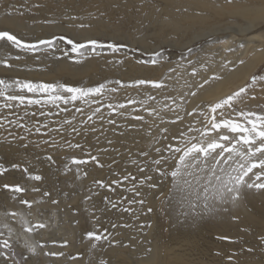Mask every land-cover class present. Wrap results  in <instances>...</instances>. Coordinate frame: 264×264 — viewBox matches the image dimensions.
Wrapping results in <instances>:
<instances>
[{"label": "bare ground", "instance_id": "obj_1", "mask_svg": "<svg viewBox=\"0 0 264 264\" xmlns=\"http://www.w3.org/2000/svg\"><path fill=\"white\" fill-rule=\"evenodd\" d=\"M130 9L135 10L133 16H130L134 23L146 20L144 27L137 25L135 33L146 30V35L139 34L133 38L128 34L130 30L126 29L128 33L122 31L123 25H117L113 21L120 14H130ZM226 16L241 18L244 24L218 21ZM262 25L264 0H0V31H9L24 42L23 37L29 38L33 43L55 35H67L74 42L87 44L89 40L101 39L99 36L107 34L108 40L138 46L141 53H146V57H149L147 41L154 37L160 41L159 45H156L157 42L152 47L154 52L158 47L165 46L185 54L184 61L182 60L184 66L179 63L181 59L176 54L173 61L169 54L159 57L158 60H162L164 65L171 66L170 60L177 65L160 76L157 69H152L155 65L144 61L139 63L134 56L125 52H112L106 47L97 48L93 52L91 45H88L80 50L84 53L81 56L60 39H57L53 47L45 45L34 52L12 47L7 48L10 52L0 50V60L7 59L13 65L5 68L0 63V71L20 76L23 81L56 84L60 80L58 83L61 84L63 80L67 84L82 83L78 87L90 88L96 87L91 84L101 83L106 79L108 81L105 84L109 89H119L115 93L106 90L101 97L71 101V125L63 124L65 119H62V124L68 125V128H58L56 125L59 121L52 118L49 112H45L48 115L42 118L43 123H29L25 127H19L21 123L14 107L0 109V123H3V127H0V164L8 169L0 176V240H9L22 259L29 258L28 264H77L78 258H73L80 255L83 248L87 251L88 245L95 241L94 238L89 239L87 233L94 232L102 236L106 233L99 230H108L113 224L106 219L115 214L110 208V201L118 196L121 188L112 181L126 172L135 173L138 178L144 176L145 173H140L137 164L132 161L136 160L139 166H144L146 162H150L149 157L157 156L154 148L161 144L145 151L149 153V157L142 156L132 147V142L141 143L146 150L150 146L149 136L141 133L139 126H146L147 131L150 123L155 131L168 128L169 134L173 135L186 131L190 126L202 128L206 120L200 112L208 113L214 103L232 92L231 87H244L252 71L258 67L256 62L264 56V36L258 33ZM188 33L191 34L190 37L185 38ZM199 42H203L199 50H189ZM97 73L101 74V78L97 77ZM150 78L161 82L163 87H130L136 80ZM117 80L124 87L115 84ZM110 81L113 83H108ZM192 93L196 95L193 96ZM257 94L260 95L258 100L249 99L250 102L241 105H236L235 102L236 109L264 114V109H255L260 104L264 105V88L257 91ZM37 95L48 99L45 93ZM148 96L155 99L148 100L143 106L140 103L128 104L130 98L143 101ZM4 102L3 98L0 104ZM109 104L113 107L125 104L126 107L113 111L108 107ZM46 105L52 109L54 104ZM36 106H30L32 113H36L32 118L39 116ZM97 107L100 112L88 120V116ZM77 108L83 111L77 112ZM145 108H155L164 122L155 114L149 116ZM120 112L124 115H120ZM228 112H232V109H227L226 114ZM136 115L144 116V120H135ZM177 115L182 116L183 120L175 124L169 123L176 120ZM110 119L115 123L109 124ZM83 121L89 122L87 129L80 125ZM45 123L48 128L42 127ZM121 125L129 126L130 129L117 131L124 128L119 127ZM37 127L41 129L39 133L35 131ZM72 127H76L79 134L72 132ZM169 139L171 140V135ZM161 140L164 144L168 142L163 138ZM68 143H79L83 151L69 148ZM25 144L28 146L24 147ZM88 153L97 156L103 167L90 161ZM47 156H51L52 161H48ZM73 157L89 160V163L73 165ZM13 164H19L20 168L13 169ZM66 165L71 171H65ZM25 167L32 174L41 175L43 179L30 180L23 172ZM85 172L87 176H84ZM147 174L155 175L151 171ZM98 180L110 185L111 189L114 186L115 190L99 187L95 183ZM4 184H19L26 191L13 193L5 189ZM33 188H38L39 191H33ZM170 188V181L165 180L162 186L143 191L144 203L133 205L139 211V216L134 217L136 227L132 236L127 232L130 229L126 228L127 230H123L125 238L121 244H116L118 237H114V244L111 238L107 239L111 245L107 252L104 251L108 257L106 264H264V243L260 239L264 236V191L245 189L237 203L223 206L227 211L209 214L189 209L184 200L185 194L175 189L170 192ZM45 192L50 195L45 196ZM22 199L28 201L31 207L21 203ZM52 200L58 203L53 204ZM104 204L107 205V210ZM149 208L152 209L151 212L148 211ZM116 214L124 213L117 211ZM40 223L46 227H37ZM28 227L33 231H26ZM123 227L118 229H124ZM96 228L97 231L94 230ZM140 238L143 239L141 250L146 249L144 254L138 248L130 249L131 246L128 247L126 243L132 241L129 243L135 245ZM26 242L36 247L35 255L27 250ZM123 244L125 246H121ZM0 252L10 256L6 251ZM53 252H62L63 255H45ZM82 256L84 257H80ZM0 264H12V259L6 262L5 257L0 256Z\"/></svg>", "mask_w": 264, "mask_h": 264}, {"label": "snow or ice", "instance_id": "obj_2", "mask_svg": "<svg viewBox=\"0 0 264 264\" xmlns=\"http://www.w3.org/2000/svg\"><path fill=\"white\" fill-rule=\"evenodd\" d=\"M73 19H76L73 17ZM87 25H80V27H86ZM53 38L50 40H38L35 43H25L17 35L9 31H0V41H5L12 46L19 48L24 51L34 52L39 49L40 45H47L48 47L54 46ZM60 40H66V42L72 45V51L79 53L81 56L84 55L80 50L86 48L88 45H91L92 51L95 52L97 48L107 47L112 52H118L121 48L126 47V45L117 44V43H108L107 45L98 42L95 39L89 40L87 44L74 42L72 39L67 37H59ZM159 56V53L155 54ZM20 59V57H16ZM153 64L156 63V60L151 61ZM0 63L4 65L5 68H11L13 65L9 64L7 59L0 60ZM243 63V61H241ZM264 80V77L253 76L251 78V83L241 87L238 91L233 92L231 95H228L226 98L219 100L214 103L208 113L200 112V115L205 117L206 123L202 128L198 127H188L186 131H179L178 134H169L168 128H162L161 133H164L163 140L168 141L166 144L155 147L154 151L157 154L156 157H149L148 152L141 153L144 157H149L150 162H146L144 166H139L136 160H133V164H137L138 171L140 173H145L143 179L139 181L140 185H143L146 181L149 188H157L163 185L165 180H169L171 183V192L173 189L178 190L184 193V200L186 201L189 209L193 211H199L204 213H215L218 211H227V208H223L226 204H235L237 203L244 192L247 190H256L264 191V114H257L254 111L243 109L237 110L235 107L236 101H243L244 96L247 93V90L251 87H254L255 84ZM113 83V82H108ZM115 84H120L121 87H124L119 80L114 82ZM207 83V81H205ZM142 85H151L152 88L161 89L163 84L149 79H139L134 81L130 87L139 88ZM203 85H201L202 87ZM18 89L19 94L14 90ZM117 92L118 88L112 87L108 88V85L105 83L99 84L97 87L83 88V87H69L64 84H51V83H33L31 81H20L15 80L9 82L5 79H0V97L4 98V103L0 104V109L3 108H13L14 106L19 107L20 105H39L41 104L40 99H33L27 96L25 93H45L48 96V99L44 101L45 103L56 104L57 101H63L65 104L70 101H77L89 97H101L104 96L105 92ZM13 94H8L9 92ZM68 94V95H65ZM196 95V93H192ZM255 99V97H252ZM155 97L148 96L147 100L136 101L133 99L128 100V104L140 103L141 106L147 104L148 100H153ZM18 102V103H15ZM87 102V100H85ZM58 106V105H57ZM109 108H112L113 111L118 109H123L126 107L125 104H119L116 107L109 104ZM167 107V106H165ZM227 109H232V112H227ZM218 110H220L218 112ZM67 111V109H63ZM77 112H82L80 108L76 109ZM145 111L149 116L155 114L156 117H159L161 122L164 120L160 117L159 112L155 109L145 108ZM193 111H196L194 109ZM100 112L99 107H97L92 115L88 116V120L92 119V116ZM233 113H235V118H233ZM124 115L123 112L119 113ZM25 115H28L25 112ZM36 113H32V116L35 117ZM40 115H48L44 112H41ZM191 115V113H189ZM20 119H23L21 117ZM75 119V117H73ZM134 119L137 121H143L144 116L136 115ZM183 117L177 115L176 120L169 121V123L175 124L177 121H182ZM12 123H17V121H12ZM71 120H64L63 124L71 125ZM109 124H114V120H108ZM61 125V129L63 128ZM19 127H25L23 124H19ZM0 127H3V123H0ZM42 127L48 128V124H43ZM30 131V129H26ZM95 131V129H91ZM37 133L41 131L40 127L35 129ZM72 132L79 134V131L76 127H72ZM195 133V134H192ZM171 135V140L169 139ZM24 139V137H20ZM172 141L176 143L173 144ZM48 143V141H44ZM111 143V141H109ZM156 143H160L159 140ZM27 147L28 145H23ZM69 148H79L83 151L82 145L79 143L72 144L68 143ZM167 153V154H165ZM89 159L92 162H95L98 166L100 165L98 157L88 153ZM48 161H52L51 156H47ZM71 163L73 165H83L89 163V160L86 159H77L72 158ZM13 169H19V164H13ZM8 171L3 164H0V176L4 175ZM65 171H71L67 165L65 166ZM151 171L155 175H148L147 172ZM23 172L27 175L30 180L41 181L43 177L39 174H32L29 172L27 167L23 168ZM79 172V168H77ZM251 174V176H250ZM84 176H87V172L84 173ZM254 177V179L252 178ZM79 178V177H77ZM124 180H131L135 182L137 177L128 173L124 175ZM156 181H159L157 183ZM95 183L101 187H109L110 185H105L103 181H95ZM113 184H119V181H112ZM5 189L10 190L13 193H21L26 191L24 187L19 184L9 185L4 184ZM138 185L133 183L132 188L129 189L140 195L137 191ZM33 191H39L38 188H33ZM45 196H49V192L44 193ZM91 199V196L88 197ZM107 199V198H106ZM21 203L28 204L31 207V204L26 200H21ZM132 201H129L131 203ZM140 204H143L144 201H137ZM53 204L58 203L56 200H52ZM111 203V202H110ZM116 203H112V208H116ZM124 211H129V209H123ZM149 212L152 211L151 208L148 209ZM15 216L16 213H11ZM25 223H27L25 221ZM39 228L46 227L45 224L40 223L37 225ZM116 227V225H113ZM28 232H32L33 229L28 227L25 229ZM2 235V233H0ZM87 236L89 239L101 240L102 237L97 235L94 232H88ZM220 239L227 240L228 237H220ZM261 242L264 243V236L260 237ZM67 242H65L66 244ZM27 250L33 255L36 254V247L25 243ZM43 247V245H41ZM0 248L11 249L12 245L9 243V240L5 239L0 241ZM251 251V249H249ZM45 255H63V253H45ZM0 256L5 257V261L12 259V264H21L20 261L15 259L16 253L11 252V255H7L3 252H0ZM75 259V258H73ZM29 258L23 257V264H28ZM100 264H106L105 261H101Z\"/></svg>", "mask_w": 264, "mask_h": 264}, {"label": "rangeland", "instance_id": "obj_3", "mask_svg": "<svg viewBox=\"0 0 264 264\" xmlns=\"http://www.w3.org/2000/svg\"><path fill=\"white\" fill-rule=\"evenodd\" d=\"M133 11V12H132ZM135 12V10L134 9H130V14H120V17L119 18H113V21L118 25V23H119V25H123V30L122 31H126L127 33H128V31H129V33L128 34H130V35H132L133 36V38L134 37H137L139 34L140 35H146V30H142V32H139V33H135L137 30H135V28L137 29V25H142V26H140V27H144V25H146V20L145 21H143V20H141V21H139V23H137V22H135L134 23V19H133V17H131L130 18V16L132 15L133 16V13ZM132 13V14H131ZM145 14V13H144ZM123 18V19H122ZM115 19H117V20H115ZM125 19V21L127 20V22H125V21H123ZM122 20V21H121ZM129 20V21H128ZM130 20H132V21H130ZM120 21V22H119ZM143 21V22H142ZM219 22L221 21V22H223V23H228V24H232L233 22H235V23H239V24H244V21L241 19V18H233V17H224V18H222V19H219L218 20ZM125 22V23H124ZM128 22H130V24H131V26H130V24L128 23ZM214 22H216V20L214 21ZM144 24V25H143ZM125 25V26H124ZM133 25V26H132ZM127 26V27H126ZM131 27V29H129L130 27ZM125 28V29H124ZM128 31H127V30ZM133 30H134V32H133ZM258 33H260L262 36H264V25H262L261 26V28L258 30ZM107 34H103V36L101 37V36H99L101 39H97V41H99L100 43H102V44H105V45H107L108 43H117V44H122V45H126V47H123V48H121L119 51H122V52H125V53H127V55H130V56H134V58L136 59V61L137 62H145V63H148V62H150V63H152L151 61L153 60V59H155L156 60V63L155 64H153V65H155V66H153V68L152 69H157L158 70V73L160 74V76H162L163 74H165L167 71H169V68L171 69V68H176L177 67V65H175V63L174 62H172L173 61V59H174V56H175V54H176V56H178L179 57V59H181V61L179 62V63H181L182 64V66H184L183 64H185V63H182L184 60V58H185V54H184V52H182V51H172L170 48H166L165 46L164 47H158V49H156V50H158V51H156L155 50V52L156 53H159V56H156L155 54V52H154V50H153V46H155V44L156 45H159L160 44V41H159V39H156V38H150V40H148L147 41V43H149V45L147 46L148 48V51H150L149 53H150V55H149V57H148V59H149V61L147 60V57H146V53H144V54H142L141 53V48L140 47H138V46H131V45H129V44H127L126 42H124V41H112V40H108V38H106L107 36H106ZM190 33H188V34H186V36H185V38L187 37V38H189L190 37ZM61 36H63V37H67L68 39H71L70 37H68L67 35H55V36H53V37H51V38H49V39H46V40H50V39H53V38H59V37H61ZM23 39L26 41L25 43H32V41L29 39V38H26V37H23ZM57 39H55L54 40V43L57 41ZM45 40V39H44ZM59 40V39H58ZM65 41V43H66V45H68L69 47H71L72 48V45H70V44H68L67 42H66V40H64ZM33 43H35V42H33ZM83 44H85V43H83ZM203 45V42H199V43H196V44H194L193 46H191L190 47V51H197V50H199L200 48H201V46ZM43 46H45V45H40L39 47L41 48V47H43ZM9 47H12L13 49H16V47H14V46H12L11 44H9V43H7V42H5V41H0V50H7V48H9ZM105 48V47H104ZM107 48V47H106ZM7 51H9L10 52V49H8ZM24 51V50H23ZM135 52V53H134ZM136 52H137V54H136ZM139 52V53H138ZM160 52H162L161 54H160ZM165 52V53H164ZM169 52V53H168ZM186 52H188V50L186 51ZM169 54V55H168ZM162 55H168L169 57H170V59L172 60H170L169 62V65H171V66H168V64H166V65H164L165 63H162V60H158V59H160L159 57H161ZM156 56V57H155ZM180 56L182 57V58H180ZM157 58V59H156ZM183 60V61H182ZM197 62V61H196ZM195 62V63H196ZM258 63V64H257ZM260 63V64H259ZM196 66V65H195ZM258 66V67H257ZM256 69H254V72L252 71V73L250 74V76H249V81H248V83L247 84H250L251 83V78L255 75V76H257V77H264V56L263 57H261L260 58V60H258L257 62H256ZM41 68H42V66H41ZM2 68L0 67V70H1ZM180 69V68H179ZM178 69V70H179ZM162 73V74H161ZM97 75V77L98 78H101V74L100 73H97L96 74ZM10 76V77H9ZM163 77H161V79H162ZM0 79H5V80H7V81H9V82H12V81H14V80H20V81H23V79L20 77V76H15V75H9V74H4V73H2L1 71H0ZM160 79V80H161ZM150 80H156V79H154V78H150ZM239 80H241V79H239ZM103 81V82H102ZM101 81V83H105V82H107L108 80H106V79H103ZM58 82H60V80H58ZM58 82H56V84H60V83H58ZM65 81H63V80H61V84H64V85H67V86H69V87H78V86H80V85H82V83H78V84H67L66 82L64 83ZM237 82H239V81H237ZM38 83V82H37ZM101 83H99V82H96V83H93V84H91V86L93 85V86H99V84H101ZM246 84V85H247ZM236 86H234V87H231V93H229L228 95H231L233 92H235V91H238L240 88H235ZM264 88V80H260V81H258L256 84H255V86L254 87H251V88H249L248 90H247V93H246V95L244 96V98H243V101L241 102V101H236V105H241L242 103H244V102H250V100L249 99H252V100H258L259 99V97H260V95L259 94H257V91H259V90H262ZM17 91H18V89H16ZM15 91V90H14ZM17 91H15L17 94H19V91L17 92ZM8 94H13V92H9ZM26 94V93H25ZM37 94H39V93H36V94H33V93H27L26 95L28 96L29 95V97L31 96V97H33L34 99H40L41 100V104H39V105H37L36 106V111L38 112V114H39V116H38V118L36 117V118H32L33 116L31 115V113H32V109H31V105L29 106V105H27V104H25V105H20V107H16V106H14V111H15V113L18 115V119H20L21 117H23V119H20L19 121H20V123L21 124H23V125H25L26 123V125L25 126H27L29 123V125H32V124H34V123H43V121H41V120H43L42 118L45 116V115H40V113L41 112H49V113H51L52 114V118H54L56 121H59V124L58 125H56L58 128H61V124H62V119H65V120H70L69 119V117H70V114L72 113V112H70L69 110L73 107V105L71 104V101L69 102V103H67V104H65L63 101H61V102H58L57 101V103L56 104H54L53 105V108L52 109H50V108H47V103H45L44 102V100L46 101V99H42V97H40L39 95H37ZM65 95H68V94H65ZM227 95V96H228ZM227 96H225V98L227 97ZM252 97H255V99H253ZM3 99V97H0V102H1V100ZM43 100V101H42ZM17 103V102H16ZM43 104H44V106H43ZM59 104V105H58ZM63 104V105H62ZM45 105H46V107H45ZM58 105V106H57ZM263 104H260V106H257L255 109H257V110H259L260 108H262V109H264V105L262 106ZM43 107V109H42V107ZM60 106H61V108H60ZM140 107V106H139ZM59 108H60V110H59ZM70 108V109H69ZM29 109V110H28ZM41 109H42V111H41ZM63 109H67V111L65 112V111H63ZM23 110H25L24 111V114H25V112H28V115H25L24 116V114H23ZM39 110V111H38ZM47 110V111H46ZM261 110V109H260ZM62 113H61V112ZM261 111H263V110H261ZM64 112V113H63ZM58 114V115H54V114ZM63 115V116H62ZM31 117V118H30ZM40 117V118H39ZM27 119V120H26ZM31 119V120H30ZM89 123V122H88ZM86 121H83V122H81L80 123V125L81 126H83L84 127V129H87L88 127H86V126H89V124H88ZM86 124V125H85ZM149 124V126H148V129H147V131H146V126H142V125H140L139 126V129H140V132L141 133H143L145 136H146V133H147V136H149V147H148V149L146 150L145 148V146H142L141 145V143L139 144V143H137V142H132L131 143V145H132V147L134 146V148L135 149H137L139 152H140V154L141 153H143V152H145V151H148V150H150V149H152L153 148V146H156L157 144L159 145V144H161V146L162 145H164V142H162V137H163V135H162V133H161V130H158V131H155L154 129H152L151 127H150V123H148ZM64 127H66V128H68L69 126L68 125H63V128ZM86 127V128H85ZM119 127H124V128H122L121 130H120V128L119 129H117V131H120V132H123V130H129L130 128H129V126H126V125H121V126H119ZM125 127H126V129H125ZM131 127V126H130ZM161 136V137H160ZM157 140H159L160 141V143H156V141ZM136 143V144H135ZM141 146V147H140ZM128 173H131L132 175H134V176H136L137 177V175L135 174V173H132V172H126L125 174H128ZM125 174H120L119 175V177L117 178V179H115L116 181H119L120 183V185L118 184V186L121 188L120 190H118L120 193L118 194V196L115 198V199H113L112 201H110L111 203H110V208H111V210L113 211V213H115L113 216H111L110 218L108 217L106 220H109V222L110 223H113L112 224V226H111V228L110 229H108V230H106V228L104 229H101V230H99V231H101V233H106V234H104V235H102V237H106V239H101V241L100 240H93L91 243H90V245H88L89 246V248H88V250L87 251H85V249L83 248L82 249V251L81 252H79V254L80 255H78V256H75V259L76 258H78V259H76V260H78V263L77 264H100V262L101 261H107V258L108 257H106L105 255H106V252L109 250V248H110V246L109 245H111L109 242H107V239L108 238H111V241H112V243L114 244V242L116 243V240H114L115 238L114 237H118V238H116L117 239V243L116 244H118L119 242H120V244H121V242L122 241H124V238H125V236H124V231L123 230H127V229H130V230H127V232L129 233V235L130 236H132L131 234H132V231L134 230V228L136 227V225L134 224V217H138L139 216V211H137V210H135L134 209V203H136V204H138V202L137 201H140V200H143L144 198V193H143V191L144 192H146V188H149L148 187V183L149 182H145L143 185H140L139 184V181L141 180V179H143V176H139V178L137 177V180L135 181V182H133V181H131V180H124L123 179V177H124V175ZM114 181V180H113ZM133 183H136L137 185H138V187H137V191L139 192V193H141L140 195H136V193L135 192H133V191H130L129 189H131L132 188V185H133ZM115 186H116V184H114ZM113 189H115V187L113 186ZM123 192V193H122ZM119 197V198H118ZM140 197V198H139ZM142 197V198H141ZM114 200H115V202H114ZM129 201H132L131 203H129ZM144 201V200H143ZM112 203H116V205H117V207L116 208H112ZM98 208V207H97ZM104 208L107 210V205L106 204H104ZM123 209H129V211H124ZM115 211V212H114ZM117 211H122L124 214L122 215V214H116V212ZM99 218V216L97 215V217H96V219H98ZM120 220H119V219ZM118 219V220H117ZM122 220V221H121ZM133 220V221H132ZM118 221V222H117ZM120 221V222H119ZM117 223V224H116ZM121 223V224H120ZM113 225H116V227H113ZM124 226V227H123ZM120 227H123L124 229H118V228H120ZM127 228V229H126ZM94 230H98V228H96V229H94ZM93 230V231H94ZM104 231H106V232H104ZM123 232V233H122ZM121 233V234H120ZM116 235V236H115ZM113 238V239H112ZM0 241H2V240H0ZM143 239L142 238H140V239H138V242L135 244V245H131V243H132V241H129V242H131V243H129V242H126L127 243V246L128 247H130V249H137V250H141V248H142V244H143ZM99 243V244H98ZM98 244V245H97ZM98 246V247H97ZM104 246V247H103ZM106 246H108V247H106ZM121 246H125L124 244L123 245H121ZM135 247V248H133V247ZM102 247V248H101ZM145 247V246H144ZM94 248V249H93ZM96 248V249H95ZM103 248H104V250H103ZM146 248V247H145ZM106 249V250H105ZM122 249H124V248H122ZM0 250H2V251H6L8 254H10L11 255V252H15L16 253V256H15V259L16 260H18V261H20L21 262V264H23V262H22V257H21V255L16 251V250H14L13 248H11V249H8V248H0ZM143 250V251H142ZM141 251V253L142 254H144L145 252H146V249H142ZM149 250V249H148ZM100 251V252H99ZM104 251H106V252H104ZM93 252V253H92ZM138 252H140V251H138ZM216 252H218V251H216ZM83 253H85V254H83ZM98 253V254H97ZM81 255H84V257L82 258V257H80ZM97 255V256H96ZM96 256V257H95ZM74 257V256H73ZM98 257V258H97ZM101 258H102V260H101ZM92 260V261H91ZM86 261V262H85Z\"/></svg>", "mask_w": 264, "mask_h": 264}]
</instances>
